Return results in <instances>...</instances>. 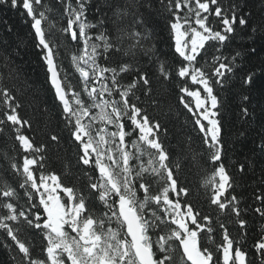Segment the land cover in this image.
I'll list each match as a JSON object with an SVG mask.
<instances>
[{
  "label": "snow or ice",
  "instance_id": "snow-or-ice-1",
  "mask_svg": "<svg viewBox=\"0 0 264 264\" xmlns=\"http://www.w3.org/2000/svg\"><path fill=\"white\" fill-rule=\"evenodd\" d=\"M57 2L63 9V22L48 0H0V6L16 9L30 21L64 125L79 148L78 162L98 176L85 173L86 193L64 186L55 173H45L47 146H37L23 131H30L32 125L21 117L22 105L13 89L3 83L11 72L8 77L0 72V103L5 109L0 134L11 129L16 142L13 154L0 152V159L7 166L4 171L22 178L16 186L8 176L0 181L2 243L15 250L14 264H176L177 248L183 264H249L247 253L234 246L237 242L219 216L216 223L222 230V243L215 252L201 243V233L207 236L214 231L213 218L182 203L189 190L180 185L170 166V154L160 138L166 129L150 119L143 106L141 94L150 104L159 103L153 98L151 77L137 61L138 54L151 52L146 47L151 30L141 9H151L154 0L109 3L111 16L97 7L100 16L95 22L88 19L92 0ZM158 2L170 16L169 29L180 58L174 71L183 93L179 101L195 117L194 126L214 165L203 186L211 185L210 203L220 213L236 217L243 228L246 221L240 219L235 182L223 162L216 88H223L239 67L242 53L225 56L222 50L237 27L247 26L249 20L239 0L228 5L223 0ZM210 17L219 22L218 29ZM260 29L264 30V23ZM256 31L253 27L252 32ZM65 41L76 46L75 52L68 53L71 72L61 70L58 56ZM209 49H214L211 62ZM157 65L158 75L171 80L173 69L158 58ZM74 73L78 74L75 82ZM255 77L249 71L242 83L251 85ZM241 112L249 115L246 107ZM50 141L59 144L60 137L51 135ZM179 167L177 161L175 170ZM244 170L240 164L239 171ZM93 198L101 206L99 214ZM256 199L264 205V194ZM255 212L264 216V207ZM37 234L42 241L40 255L29 238ZM256 247L264 252V241Z\"/></svg>",
  "mask_w": 264,
  "mask_h": 264
},
{
  "label": "trees",
  "instance_id": "trees-1",
  "mask_svg": "<svg viewBox=\"0 0 264 264\" xmlns=\"http://www.w3.org/2000/svg\"><path fill=\"white\" fill-rule=\"evenodd\" d=\"M48 2L54 9L56 18L63 22V9L57 0ZM116 2L119 0H92L88 19L92 22L99 19L97 7L101 9V13L111 16L112 8L107 5ZM231 2L232 0H223L225 5ZM239 3L242 14L248 18L249 23L247 26L237 27L235 35L222 51L225 56L240 51L242 56L237 61L239 67L235 73L223 88H216V94L221 104L223 162L235 182L234 194L240 199L239 207L242 209L240 219L246 221L243 228L239 226L236 217L220 213L210 203L211 185L203 186V182L211 177L214 165L208 161V151L201 134L194 126L195 117L179 101V96L183 93L179 92V81L174 71L180 58L175 52L174 39L169 29L170 16L160 7L158 0H154L151 9H141L145 14L147 27L151 30V39L146 42V47L151 48V52L147 55L138 54L137 61L139 67L151 77L153 98L159 102L158 106H154L141 94L143 106L147 108L150 119L158 120L162 129H166V133L160 138L170 154V166L180 185L189 190L188 196L182 197L181 201L192 204L202 216L213 218L214 231L207 236L201 233V243L213 252L222 243V230L216 223V217L219 216L228 228L230 237L237 242L234 246L247 253L249 264H264V252L256 247L259 242L264 241V216L255 212V208L264 207L256 199L257 195L264 194V151L261 150L264 146V30L260 29V25L264 23V0H239ZM210 21L219 28L218 21H213L211 17ZM253 27L257 28L256 32H252ZM253 48L255 52L251 51ZM75 51L76 46L64 42V48L58 54L62 58V71H72L68 53ZM213 52L214 49H209L207 53L210 62ZM42 55L28 18L16 9L0 6V72L6 77L11 72V78H6L3 83L13 89L17 101L22 105L18 110L21 117L32 125L30 131H23L34 139L37 146H47L45 173H55L64 186L87 193L88 177L85 173L88 172L92 177L98 176V173L78 162L79 148L73 143L70 132L64 125L62 109L48 81ZM157 58L173 69L171 80L164 81L158 75ZM6 63L10 66L6 67ZM249 71L256 73L251 85L242 83ZM77 77L78 74L74 73V82ZM244 96L248 97L247 101L243 100ZM242 107L248 109L249 115H242ZM4 110V105L0 103V118L3 117ZM51 135H58L60 143L51 142ZM15 143L11 129L6 128L5 133L0 134V152L12 155L11 149ZM177 161L180 164L178 171L175 170ZM240 164L245 166L243 173L239 171ZM6 167L0 159V181L8 176L12 185L16 186L22 178L15 174L9 175L4 171ZM91 203L99 214V202L93 198ZM24 235L28 236V233L25 232ZM29 238L36 245L35 254L40 255V236L37 234ZM4 240L5 236L0 230V264H14L12 257L16 255L15 250L3 247ZM180 254L181 250L177 248L176 264H183Z\"/></svg>",
  "mask_w": 264,
  "mask_h": 264
}]
</instances>
